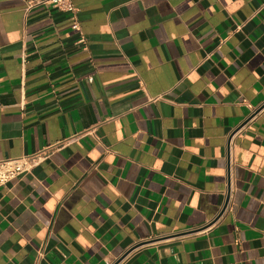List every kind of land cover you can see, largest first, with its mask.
<instances>
[{"label": "crops", "instance_id": "0c3cea01", "mask_svg": "<svg viewBox=\"0 0 264 264\" xmlns=\"http://www.w3.org/2000/svg\"><path fill=\"white\" fill-rule=\"evenodd\" d=\"M71 1L0 0V159L82 133L0 186V264H264V0Z\"/></svg>", "mask_w": 264, "mask_h": 264}, {"label": "built area", "instance_id": "2783aa9c", "mask_svg": "<svg viewBox=\"0 0 264 264\" xmlns=\"http://www.w3.org/2000/svg\"><path fill=\"white\" fill-rule=\"evenodd\" d=\"M45 3H50L53 6L73 12L76 7L71 0H43ZM73 27L79 28L78 22L74 21ZM80 42H85V37H80ZM82 133H74L63 137L59 140L49 142L46 145L19 156H7L0 159V186L22 176L25 173L31 172L34 167L48 159L51 155L58 152L60 149L72 143Z\"/></svg>", "mask_w": 264, "mask_h": 264}]
</instances>
